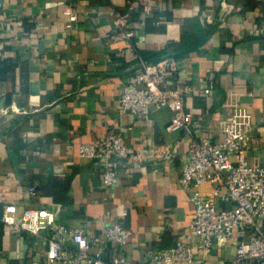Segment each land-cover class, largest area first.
Returning <instances> with one entry per match:
<instances>
[{"label": "crops", "instance_id": "obj_1", "mask_svg": "<svg viewBox=\"0 0 264 264\" xmlns=\"http://www.w3.org/2000/svg\"><path fill=\"white\" fill-rule=\"evenodd\" d=\"M133 1L0 0V189L19 216L45 207L88 237L122 222L131 231L127 243L91 251L124 254L126 264L174 246L195 213L193 188L180 183L189 134L166 130L167 108L143 119L119 111L124 86L144 61L177 62L163 88L199 86L214 73L209 95L185 97L194 130L220 139L233 107L244 105L255 124L248 158L264 161V0H148V8L131 11L135 36L113 39L112 12ZM67 9L78 16L71 28ZM110 133L121 134L131 152L170 145L173 157L120 163L80 155L81 143ZM108 162L120 169L115 186L103 183ZM2 212L0 205V264H46L45 235L13 233ZM235 252V245L213 247L207 264Z\"/></svg>", "mask_w": 264, "mask_h": 264}, {"label": "built area", "instance_id": "obj_2", "mask_svg": "<svg viewBox=\"0 0 264 264\" xmlns=\"http://www.w3.org/2000/svg\"><path fill=\"white\" fill-rule=\"evenodd\" d=\"M140 6L148 8V0L129 3L125 12H112L114 38L132 39L135 30L131 11ZM68 27L77 21V14L67 9ZM109 42V41H108ZM177 71V62L162 59L144 61L137 77L128 82L119 99V111L137 118H147L152 110L167 108L172 116L166 125L169 132L185 130L189 134L188 158L183 166L180 183L191 189L195 213L186 231L172 247L156 248L148 259L139 264H207V255L213 247L235 245V256L216 264H264V161L248 158L254 144L253 114L244 105L233 107L228 120L223 123V137L213 140L196 133L193 112L185 106V97L191 93L209 95L214 88V73L201 78L199 86L183 84L163 88ZM81 156L91 159L118 158L120 163L156 161L173 157L170 145H153L131 152L121 134L110 133L104 138L79 145ZM3 154L0 151V162ZM119 166L108 162L103 170L105 186H115L120 180ZM211 184L208 192L200 187ZM35 193V187L30 188ZM6 190L0 189L2 220L13 233L27 231L45 235L48 243L46 264H126L124 254L106 255L98 245H123L131 231L122 223L106 226L99 236L88 237L82 227L70 229L58 221L54 211L45 207H28L18 215V206L5 199ZM223 202L230 206H223Z\"/></svg>", "mask_w": 264, "mask_h": 264}]
</instances>
